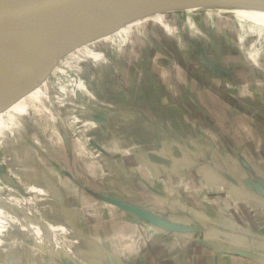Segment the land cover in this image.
<instances>
[{"label": "crops", "instance_id": "1", "mask_svg": "<svg viewBox=\"0 0 264 264\" xmlns=\"http://www.w3.org/2000/svg\"><path fill=\"white\" fill-rule=\"evenodd\" d=\"M160 21L158 24L164 26ZM135 42L130 52L139 59L120 65L119 74V66L116 71L112 67L113 80L101 73L96 77L98 83L91 87L77 76L62 84L58 97L63 108L74 112L75 128L89 136L102 164L105 161L111 164L115 173L113 180L118 184L120 180L123 182L122 191L79 185L74 174L69 173L71 167L75 171L77 167L75 163L70 165L67 149L61 151L34 143L38 151L30 153L32 163H27L29 171L25 172L28 178L16 170L21 177L17 179L11 172L14 164L0 163L3 171L0 174L1 255L4 246L21 241L28 247L50 245L48 253L42 255L45 260L51 257L48 264H61L58 262L61 259L75 264H264V256L254 260L195 242L206 235L227 241L216 232V226L229 228L235 222L252 236L264 240V202L240 191L244 178L250 177L242 162L247 163L255 175L264 178V106L259 107V103L264 104L263 53L261 58L254 60L257 50L250 52L246 47L243 58L247 64L232 67L233 60L227 61L233 54L231 51L227 53L226 49L213 47L211 51L199 40L189 37L187 45L192 46L191 42L200 45L195 52L199 68L193 75L186 73L187 69L166 55L164 49L152 45L150 38L148 43L137 39ZM135 48L141 49L139 53ZM84 54L86 57H81V62L82 58L106 61L102 53ZM249 84V90L258 93L256 98L250 99L244 94ZM246 101L253 104L252 109L258 113L246 106ZM25 104L20 99L0 112V142H4L8 134L24 128L25 115L30 118L40 115L34 114ZM85 148V145L77 147L75 155L87 165L90 160L85 156L94 158L84 151ZM186 164L194 168L192 173L180 172V167ZM15 165L16 169L20 166L19 163ZM211 165L220 166L219 171L229 173L239 185H232L217 175L197 174L196 167L201 171L202 167ZM173 168L175 173L168 172ZM118 176L122 178L119 180ZM173 178L203 186L207 193L204 205H197L194 200L201 199L197 193L192 196L190 192L187 197L194 203L192 205L181 204L175 201L177 198L167 200L166 192L169 191L160 190L155 184H166ZM86 188L144 208L195 232L162 230L99 202ZM215 193L225 198L222 210L217 208L219 198H214ZM68 198H79L90 204L89 210L95 216L91 226L82 228L77 223L75 205L78 201L72 205ZM152 199L164 201V206H154ZM97 204L105 211L97 209ZM104 213L110 217L104 219ZM257 215L261 216L255 218ZM121 224L124 227L119 229ZM109 225L117 238L107 232ZM47 231H50L48 235ZM116 241L123 245L119 246ZM95 255L100 258H94ZM17 261L16 255L13 264Z\"/></svg>", "mask_w": 264, "mask_h": 264}, {"label": "rangeland", "instance_id": "2", "mask_svg": "<svg viewBox=\"0 0 264 264\" xmlns=\"http://www.w3.org/2000/svg\"><path fill=\"white\" fill-rule=\"evenodd\" d=\"M150 13H161V15L156 14L151 17L153 14ZM137 16L141 17L140 20L126 24L113 34L99 38L69 52L65 57L57 62L51 71H47L44 74L42 73L43 78L38 80L32 88H30L17 100L18 102L22 99L24 104L27 103V106L30 109L31 105L28 99L32 98L31 96L34 94L35 99L33 105L40 106V110L42 107V109H49L51 112L47 115L41 114L40 112L41 115L39 116L41 117L35 116L33 118H30L29 115H25L23 118L25 125L22 126L24 128L21 130L18 129L19 131H16L14 134H8L4 139V142H0V163L4 164V162H9L14 164L13 169H11L13 170L11 171L13 176L16 178L19 177L16 174V170H18V172H21L24 177L28 178L25 172L29 171L26 168L27 163H32L31 158L29 159L30 153H32L33 150H35V152L38 151L37 147L34 145L35 143L41 147L45 145L47 147H54L53 149H61V151H65V149H67L70 165L74 166L73 163H75V167H77L76 171L73 167H71L72 170H69V173L74 174L75 178L80 182L78 183L79 185L82 183L87 184L89 187L93 186L100 189L105 188L114 192L123 189V182H121L119 178L121 176H118V179L120 180L119 184L113 180L115 173L112 170L111 164L107 161L102 164L103 162L98 158L89 136L79 133L77 128H75V125L72 122L74 112L63 108L59 104L58 97L61 96L60 89L62 84H66L68 81H73L72 79L77 76L83 78L91 87L98 83V78L96 77L101 76V73L105 78L113 80L115 74L112 67H115L116 71L119 66V70L117 71L119 74L122 71V69H120V65L124 66L126 63L131 61L133 62L134 59H139L138 55L133 56L132 52H130V47H132L133 44L136 45L135 39L138 41L144 40L145 43H148V38H150L152 45L158 46L160 49H164L167 53L166 55L173 57L176 62H179V64L183 65V67L187 69L186 73L193 75L198 72L199 68L195 58V52L200 45H194L193 42H191V44H193L192 46L187 45L186 41L189 37L191 40H199L201 45L207 46L211 51L212 47L214 49H226L227 53L228 51H231L235 57L233 54H230L227 61L233 60V63H231L232 67L239 68L247 64L246 60L243 58L246 47L250 48V52L257 50L256 55L253 58L254 60L261 58L262 53L264 55V27L253 23L252 20L249 19H245L243 21L240 16L234 15V13L174 9L162 10L158 12L137 13L126 16L122 19L132 20ZM160 20H162L164 26L158 24L161 22ZM166 31L171 34H168ZM139 47L141 46L139 45ZM135 49L138 53L141 50L138 48ZM85 52L89 55L90 53L95 55L102 53L105 56L106 61L102 60V62H94L90 59L82 58L83 61L81 62V57H86L84 54ZM78 66L80 68H78ZM81 68L83 70H81ZM95 71L97 74H95ZM78 73L81 74L79 75ZM37 75L40 77V72L38 73L37 71ZM250 86L251 84L247 85L248 90L247 88L244 89V94H246V96H250V99L256 98L258 93L254 90H249ZM244 104L251 110L258 113V110L252 109V106L254 107V105L250 104V102L246 101ZM263 106V103H259V107ZM254 124H256V122ZM80 145H85L86 148L84 151L89 153L94 158V160H92L91 157L86 158L87 160H90L87 165L80 162L75 155V150ZM14 159L18 162L14 161ZM15 163L20 164L18 169H16ZM190 167L191 166L186 164L180 167L179 170L184 174H187L188 171L189 173H192L194 168ZM219 167L220 166L218 165H211L209 168L202 167L201 171H199L198 167H196V172L197 174L201 173L203 175L208 173L213 177H216V175L220 172ZM168 172L175 173V168ZM118 173L120 174V172ZM196 185L197 184L190 182L187 184L183 181L181 182V180L175 181V178H173V181H167L166 184L163 182H156L155 184L158 189H164L170 192H166L169 196L166 199L169 201H173V199L177 198L175 201L179 200L181 204L188 203L192 205L194 203L187 197L188 192H190L192 196L197 193V197L201 199V201H197L195 198L196 200L194 201L197 205H204V196L207 194L206 189H204L201 185ZM120 186L122 188H120ZM213 196L214 198H219L217 201L220 206L217 203V208L222 210V207H224L225 204V198L219 193H215ZM68 200L72 203V205L74 202L76 203L78 201V205H75L77 223H79L82 228L91 226V222L95 219V216H92V213L89 210L90 204L85 200H79V198L78 200L68 198ZM151 203L158 208L162 205L164 206V201H156L155 199H152ZM173 204L175 203L173 202ZM101 207V204H97V209L100 211L102 210L100 209ZM246 208L248 209V207ZM106 209L109 208L106 207ZM228 211L230 212L229 209ZM260 216L261 215H257L255 218H259ZM108 217H110V215L104 213V219H107ZM116 221H119V219H116ZM109 226L110 227H108L109 230H107V232L110 233L113 238H117V235L114 234L111 229V225ZM122 227H124L123 224H121L119 229H122ZM48 232L50 233V231H47V235ZM49 236L52 237V235ZM58 236L59 235H57V237ZM58 238L59 240L62 239L61 236ZM3 242L6 243L8 241ZM116 242L119 246L123 245L121 241ZM10 245L11 246L9 247L6 245L2 248L3 254L1 255L0 253V264H13L16 255L18 260L17 264H48L51 260V257L45 260L42 256L43 254H46V251L48 253L51 248L50 245L44 247V244L43 246L37 244L34 247H28L21 241ZM61 247H65L63 243ZM95 256L94 258H100L99 255ZM8 259L12 262H8ZM97 260L100 262V259ZM94 263L99 264L98 262Z\"/></svg>", "mask_w": 264, "mask_h": 264}, {"label": "water", "instance_id": "3", "mask_svg": "<svg viewBox=\"0 0 264 264\" xmlns=\"http://www.w3.org/2000/svg\"><path fill=\"white\" fill-rule=\"evenodd\" d=\"M134 1L0 0V23L16 19L25 20L22 25L0 40V112L17 102L43 78L42 73L51 71L57 62L72 50L113 34L126 24L140 20L141 17L137 16L132 20L107 22ZM37 71L40 72V77ZM242 166L250 177L244 178L240 191L244 195L264 202V178L255 175L247 163L242 162ZM1 173L3 171L0 169ZM67 175L70 176L69 173ZM218 176L232 185H239L229 173L219 172ZM86 189L99 202L114 206L162 230L187 234L195 232L190 227L168 221L163 216L153 214L144 208ZM235 224L237 225V222ZM235 224L229 228L216 226V232L226 237L227 241L206 235L202 239H195V242L226 254L254 260L263 258L264 240L252 236L243 227L239 225L236 227ZM58 262L75 264L69 259H61Z\"/></svg>", "mask_w": 264, "mask_h": 264}, {"label": "bare ground", "instance_id": "4", "mask_svg": "<svg viewBox=\"0 0 264 264\" xmlns=\"http://www.w3.org/2000/svg\"><path fill=\"white\" fill-rule=\"evenodd\" d=\"M174 9H183L188 11L207 10L217 11L220 13H234V15L240 16L243 21L245 19H249L252 20L253 23L264 27V0H135L121 12L110 18L107 22L121 20L126 16L137 13L158 12L162 10ZM150 14L156 15L161 13ZM24 21L25 20L22 19H16L0 23V40L12 33L15 29L22 25ZM166 32L171 34L168 31ZM31 97L32 98H29L28 100L31 105L30 109H33V113L39 114L42 112L47 114L48 109H42L41 107L40 110V106L33 105L35 99L34 94ZM85 157L90 158L88 155Z\"/></svg>", "mask_w": 264, "mask_h": 264}]
</instances>
